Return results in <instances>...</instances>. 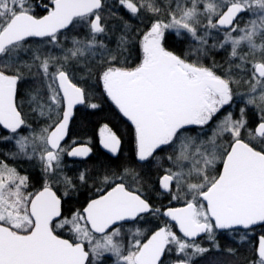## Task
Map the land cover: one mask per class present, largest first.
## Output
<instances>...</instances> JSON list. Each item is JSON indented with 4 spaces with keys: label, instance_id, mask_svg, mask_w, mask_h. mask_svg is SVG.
<instances>
[{
    "label": "snow or ice",
    "instance_id": "snow-or-ice-1",
    "mask_svg": "<svg viewBox=\"0 0 264 264\" xmlns=\"http://www.w3.org/2000/svg\"><path fill=\"white\" fill-rule=\"evenodd\" d=\"M41 8L43 15L36 11ZM243 14L251 18L240 27ZM125 15L142 18L144 29L132 30ZM109 18L122 26L114 49L101 39L109 37ZM75 25L86 36H74L66 48L61 36ZM221 29L223 42L211 48L230 44V57L240 61L235 68L253 81L235 115L229 110L236 83L231 68L218 73L214 64L201 62L209 55L212 30ZM137 34L139 62L129 66L125 53ZM185 36L195 46L183 54L167 46L170 37ZM258 36L264 40V0H176L166 10L156 0H0V126L6 130L0 142L13 144L8 157L35 161L42 174L41 187L33 190L29 175L0 160V264H106V257H115V264H194L220 250V236L245 241L264 229V43H256ZM31 38L61 55L32 49ZM242 44L253 53L259 49V59L241 55ZM22 52L32 53L30 63L18 59ZM90 56L100 62L89 63ZM82 61L78 78L73 65ZM32 67L43 77V90L26 97L43 120L39 133L20 100L24 69ZM96 92L130 122L136 163L159 164V153H173L156 181L167 205L152 202L144 177L128 165L95 177L86 170L75 179L64 173L66 157L92 151L66 138L79 109L101 108ZM249 107L258 109L254 126ZM99 143L119 158V130L104 123ZM90 180L100 194L66 213L64 201ZM58 183L64 186L60 195ZM148 217L158 223L146 234ZM252 253L251 264H264V234Z\"/></svg>",
    "mask_w": 264,
    "mask_h": 264
},
{
    "label": "trees",
    "instance_id": "trees-1",
    "mask_svg": "<svg viewBox=\"0 0 264 264\" xmlns=\"http://www.w3.org/2000/svg\"><path fill=\"white\" fill-rule=\"evenodd\" d=\"M107 2L111 4L112 0H107ZM170 2H171V6L174 7L176 2L175 0H156V3L162 9L165 10L168 8ZM105 15H107V13H105ZM242 17L243 15L241 16V18ZM141 19L142 18H132L128 15L124 16V20L129 22L130 28L134 31L144 29L146 21L141 22ZM108 25L109 28L111 29L109 33V37H101V39L105 41V43L108 45L110 49H114L116 47L117 37L121 34L122 26L119 20H114L111 18H109ZM74 36L83 39L86 36V29L80 25H75L70 27V29H68L61 36L62 44L64 45V47L66 48L71 47V40ZM65 37L67 39H65ZM138 39L139 36L137 34L136 36L133 37V41L129 46L128 52L125 53V59H127V63L129 64V66H135L139 62L138 49L136 46V42L138 41ZM188 41L189 40L186 37L182 41L175 39V37H170L167 46L177 54H183L186 51ZM30 44L31 45L38 44L40 46H43L41 50L45 53L51 52V54L55 56L61 55V50L59 48L49 49L45 47V44L41 40L32 39L30 41ZM27 55H32V53L29 52ZM241 55H245V54H241ZM208 56L202 58L203 61L202 63L206 65L210 63L211 66L214 64L218 73H226L229 70V68H231L232 70V79H234L236 83L232 85L234 91V102L229 110L233 111L235 115L236 113H238L239 108L243 107L244 98L250 92L251 83H253V81H251V77L246 73V71L237 70L235 68V65L240 61L235 58H230L228 54V47H224L221 50L211 51V53H209ZM30 58H26L24 60L30 63L31 62ZM88 61L93 65L98 64L100 62L98 57L93 59L91 56L88 58ZM83 63L84 62L82 61L81 65H75V64L73 65L74 73L78 78L81 76L80 69ZM27 71L29 70L27 69ZM30 71L34 74V76L36 75L37 76L28 77V79H26L25 89H28L29 91L32 89H38L39 85H42V75L38 72L37 68L32 67ZM91 82L92 81H89V83ZM258 93H259V89L256 94L257 96ZM95 95H96V102L101 104V108L95 110L94 112L91 110L85 112L81 108L76 112V119L71 124L69 137H67L68 144L71 145L73 141H76L77 143L92 144V146L95 147L94 143L99 127L102 126L104 123H108L109 126L114 128V130H119V134L121 135L123 140L122 142L123 143L122 148L124 150L123 152H125V154L132 155L133 131L131 129V125H129L126 122V120L118 112V110L111 103V101H109L106 97H104L102 93L96 92ZM257 113L258 111L255 109V107H249L248 116L251 126H254L255 121L258 119ZM94 155H106V154L94 148ZM159 155H164V154L159 153ZM113 163L114 160L108 157H104L103 161L100 164L94 165L93 167L94 176L95 175L97 176L106 169L109 171L113 170L115 168V166H113ZM22 173L29 175L34 186L35 184H39L41 179L37 176L35 172L32 173L29 170H27L26 167H24ZM155 177L156 175L147 176V180H149L147 185L148 187H150L151 190H154L156 187ZM83 199H84V195L81 194L72 201L67 200L64 205L65 211L67 212L70 209L79 208L77 204L80 201H83ZM168 202H169V198L167 197L166 201L163 204L167 205ZM173 205H175V203H173ZM257 233H264L263 229L259 227L256 228L252 233V235L250 234L249 239L247 240L246 243L229 244L228 248H232L234 250L232 256H234L236 259L239 260V264H244V261H246L247 263L251 261V257L253 255L252 249L254 248V243ZM223 241L224 238L220 236L219 238L220 247L222 248V250H225L223 249L224 248Z\"/></svg>",
    "mask_w": 264,
    "mask_h": 264
},
{
    "label": "flooded vegetation",
    "instance_id": "flooded-vegetation-1",
    "mask_svg": "<svg viewBox=\"0 0 264 264\" xmlns=\"http://www.w3.org/2000/svg\"><path fill=\"white\" fill-rule=\"evenodd\" d=\"M36 11H37V13L39 15H43L44 14L42 8L41 9H37ZM222 30H225V29H222ZM66 31L67 30H64L63 33H65ZM32 39L33 40L34 39L40 40L39 38H31L30 41ZM18 58L24 60V59L28 58V56L22 57L19 54ZM4 59H5V57L0 56V60H4ZM23 74H24V76H26V79H28V77H36L37 76V75L34 76V74L31 71H26L25 72V69H24ZM21 84H20V86H21ZM28 85H30V84H28ZM24 86L25 85H23V87ZM38 89H41V85H39ZM20 93L22 94L21 87H20ZM22 99H24V97L22 95H20V100H22ZM28 106H29V104H28ZM29 108H31V107L29 106ZM37 118H38L37 116L33 117V119L31 121H29V124H31V128H34L36 130V132L39 133L40 128L43 125V120L42 119H37ZM126 122L130 125V122H128L127 120H126ZM131 129H132V126H131ZM5 132H6V130H4L2 128V126H0V135H4ZM66 140H67V138H66ZM122 142H123V140H122ZM80 144H87V143H77V145H80ZM87 145L89 147H91V149H92V151H91V153H90V155L88 157H85V158H70V157H66L65 158L64 164L66 165V167L64 168L63 171H64V173L67 176L72 177L73 179H75L82 170H86L87 174L89 176L95 177L96 175L94 176L93 167H94V165L100 164L103 161L104 157H108V158L114 160L113 166H115V168L113 170H111V171L119 172V171H121V169L124 166L128 165V166L136 168L140 172V174L144 177V180L147 183L149 182V180H147V176H149V175L155 176L156 175V177H155V183H156L159 175H161L163 173V169L164 168H161V167L159 168L158 166H159L160 163L157 164L155 161H153L152 164H150V165H142V164L136 163V161H135L134 134H133V137H132V155L125 154V152H123L124 150L122 148V145H121V149H120L119 158H114L112 155H110L107 152H105L101 148L100 143H99V130H98L97 136L95 138V143H94L95 147H93L92 144H87ZM4 148H5V143L0 142V160H6L10 165H14L18 169H20L21 172H23V168L24 167H26V169L29 170L32 173L35 172L37 174V176L41 180H40L39 184H35L33 190L39 189L41 187V183H42V174L40 172V168H39V165L37 164V162H35V161H24L23 159L13 160L10 157H8L5 152H3ZM94 148H96L98 151H100V152H102V153H104L106 155H94ZM161 153L164 154V155H159L161 158H162V156H165V154H166V157L169 156L170 154H173L172 152L169 153V151L161 152ZM217 167H218V169L222 168V165H218ZM147 183L144 185V188H143L144 193L152 200V202L154 204H156V205L163 204L166 201L168 195L166 193L158 195L157 185H156L154 190H151L150 187H148ZM99 187H100L99 184H94L93 181H91V180L88 182L87 185H78L76 191L71 194V197L67 198L64 201L63 207H64L65 202L67 200L72 201L77 196H79L81 194L84 195V199H83V201H80L77 205L79 206V208L84 206L89 199L95 198L97 195L100 194L97 191V189ZM133 187H135V185H133ZM54 190H57L56 186L54 187ZM60 194L61 193L58 191V195H60ZM176 204H178V205H176ZM180 205H181V202H177L173 206H180ZM70 210H72V209H70ZM147 219L151 220V223L143 225V226H147L148 230L151 229L156 223H158L157 220H155V219H153L151 217H148ZM147 234H148V232H147Z\"/></svg>",
    "mask_w": 264,
    "mask_h": 264
},
{
    "label": "rangeland",
    "instance_id": "rangeland-1",
    "mask_svg": "<svg viewBox=\"0 0 264 264\" xmlns=\"http://www.w3.org/2000/svg\"><path fill=\"white\" fill-rule=\"evenodd\" d=\"M176 1V0H175ZM173 2V1H172ZM174 7H175V5H174ZM251 17H250V15L249 14H243V17L241 18V22H240V27H244V25L247 23V21L250 19ZM224 35H225V30H219V31H217V30H212V32H211V36L209 37V53H211V51H214V50H221L222 48H219V47H217V48H215V49H213V48H211V45L212 44H219V43H221V42H223V40H224ZM233 35H235V33H233ZM189 41H188V44H187V48H186V51H188L189 50V48L190 47H194L195 46V44H194V42H192V41H190V39L187 37V36H185ZM61 42H62V40H61ZM256 43L259 45V44H262V43H264V40H262L259 36L256 38ZM30 46H31V48L32 49H36V48H39V49H41V48H43V46H40V45H34V44H30ZM224 47H228V54H229V56H230V52H231V45L230 44H225L224 45ZM223 47V48H224ZM238 51L241 53V54H245V55H249L250 54V56H255V58L256 59H259V57H260V50L259 49H257L254 53L253 52H251V50L249 49V47L247 46V44H242L241 46H240V48L238 49ZM28 54V53H27ZM27 54H25V53H20V55L22 56V57H26V56H28V58H30L31 57V55H27ZM202 58L203 57H201V62H203L202 61ZM208 58H209V56H208ZM231 58V57H230ZM19 59V58H18ZM189 59H195V57L194 56H189ZM19 60H22V59H19ZM22 61H24V60H22ZM207 65H209V66H211V64L209 63V64H207ZM27 71V69H25V72ZM22 84H21V91H22V96L24 97V99H22L21 100V102L23 103V111H24V114H25V118H26V120H27V122H28V124H29V121H31L32 119H33V117H35V116H37V114L36 113H34L33 111H32V108H29V106H28V101H27V99H26V97H27V95H28V93H29V90L28 89H25L26 88V86H24L23 87V85H25L26 84V76H24V80H23V82H21ZM24 83V84H23ZM42 85H43V77H42ZM42 85H41V90H43V87H42ZM244 104V103H243ZM257 111H258V109L257 108H255ZM38 117V116H37ZM37 119H39V118H37ZM30 126H31V124H29ZM42 127V126H41ZM197 131H199V129H197ZM206 133L208 132V129H205L204 130ZM210 134V133H209ZM4 151L3 152H5V153H7V152H9L10 150H13V144L12 143H5V148L3 149ZM171 151H169V153H170ZM170 155H172V154H170ZM168 157V156H167ZM167 157H166V154H165V156H162V158H161V160H160V164H159V168L161 167V168H167V167H169L170 166V164H169V161H168V159H167ZM24 160V159H23ZM24 161H28V160H24ZM165 164V165H164ZM218 166V165H217ZM56 187H57V189L59 190V192L61 193V194H63V192H64V186H63V184H56ZM172 203H177V202H175V201H173ZM143 228H144V230H145V233L147 234V232H148V228H147V226H143ZM263 232H264V229H263ZM260 234H264V233H257L256 234V238H255V243H254V247H255V245H256V239H257V237L260 235ZM251 235H252V233H251ZM222 238H224V248L223 249H225V250H222V248L219 250V251H217L216 249H212L211 251H209L208 253H206V254H204L203 256H200V257H198L195 261H194V264H239V260L238 259H236L234 256H232V253L230 254V253H228V251H227V249H228V246H229V244H231V243H237V244H241V243H246L247 242V240H245V241H240V239H239V237L238 236H236L235 238H233L232 236H230V235H222L221 236ZM220 238V237H219ZM204 246L205 247H211V245H210V243H208L207 241H205V243H204ZM223 252H226V253H223ZM173 259H175L176 257L175 256H173L172 257ZM106 264H115V257H106ZM244 264H251V261L250 262H246V261H244Z\"/></svg>",
    "mask_w": 264,
    "mask_h": 264
},
{
    "label": "water",
    "instance_id": "water-1",
    "mask_svg": "<svg viewBox=\"0 0 264 264\" xmlns=\"http://www.w3.org/2000/svg\"><path fill=\"white\" fill-rule=\"evenodd\" d=\"M122 115V114H121ZM126 119V118H125ZM101 146V145H100ZM101 148L105 151V152H107V150H105L102 146H101ZM108 153V152H107ZM108 154H110V153H108ZM90 155V154H89ZM111 155V154H110ZM70 158H73V157H70ZM181 206V205H180ZM176 207H179V206H176ZM258 238H259V236L257 237V241H256V245H257V242H258ZM255 245V246H256Z\"/></svg>",
    "mask_w": 264,
    "mask_h": 264
}]
</instances>
